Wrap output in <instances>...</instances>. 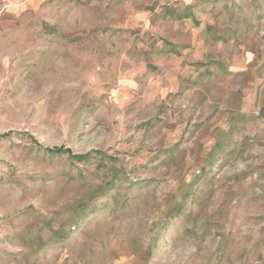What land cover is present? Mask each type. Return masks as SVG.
<instances>
[{
	"label": "rangeland",
	"instance_id": "1",
	"mask_svg": "<svg viewBox=\"0 0 264 264\" xmlns=\"http://www.w3.org/2000/svg\"><path fill=\"white\" fill-rule=\"evenodd\" d=\"M0 264H264V0H0Z\"/></svg>",
	"mask_w": 264,
	"mask_h": 264
},
{
	"label": "trees",
	"instance_id": "2",
	"mask_svg": "<svg viewBox=\"0 0 264 264\" xmlns=\"http://www.w3.org/2000/svg\"><path fill=\"white\" fill-rule=\"evenodd\" d=\"M54 152H60V151H54ZM88 157L87 156H76L75 159H79L80 161L86 160Z\"/></svg>",
	"mask_w": 264,
	"mask_h": 264
}]
</instances>
